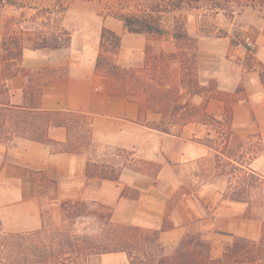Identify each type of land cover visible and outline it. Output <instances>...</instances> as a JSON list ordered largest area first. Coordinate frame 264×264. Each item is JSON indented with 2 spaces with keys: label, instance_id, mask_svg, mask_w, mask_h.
Segmentation results:
<instances>
[{
  "label": "crops",
  "instance_id": "obj_1",
  "mask_svg": "<svg viewBox=\"0 0 264 264\" xmlns=\"http://www.w3.org/2000/svg\"><path fill=\"white\" fill-rule=\"evenodd\" d=\"M103 27L121 37L116 61L128 68L145 66L147 45L157 53L168 43L149 42L143 35L129 33L122 22L111 17L105 19ZM102 28L95 42L79 40L75 35L68 48L50 51L34 49L31 41L24 44L22 67L42 82L38 108L70 112L74 134L88 135L93 146L81 153H68L24 138L0 142L3 229L39 230L45 210L58 222L63 215V202L86 200L111 208L116 224L160 231L159 243L169 255L189 232L201 233L210 242L212 259H221L225 246L235 238L258 240L264 216L251 213L250 199L239 202L227 196L231 183L227 176L218 175L210 162L216 157L217 148L201 141L214 139L210 126L190 123L181 134H164L142 124L136 98L108 94L104 76L96 69ZM258 61L264 64V58L258 57ZM244 78L249 101H254V96H264L257 71L247 72ZM29 79L18 75L8 81L12 105L25 106ZM187 90L184 88L183 93L187 94ZM192 101L201 104L203 98L195 96ZM232 108L233 124H250L248 111H242L239 102H234ZM206 112L221 117L223 103L210 99ZM241 114L243 119H239ZM258 124L264 129V121L259 119ZM47 135L52 143L63 145L69 131L65 126H51ZM101 148L131 152L135 160L160 165V170L149 173L122 168L118 181L89 179L88 162L106 160V154L98 151ZM233 162L264 178V154L254 158L247 154L240 164ZM262 208L264 212V198ZM165 220L170 228L161 231ZM99 263L130 264L125 252L104 254Z\"/></svg>",
  "mask_w": 264,
  "mask_h": 264
},
{
  "label": "trees",
  "instance_id": "obj_2",
  "mask_svg": "<svg viewBox=\"0 0 264 264\" xmlns=\"http://www.w3.org/2000/svg\"><path fill=\"white\" fill-rule=\"evenodd\" d=\"M207 1L212 2L209 11L213 14L223 11L229 20L236 18L238 10L243 12L253 3H263L264 6V0H105L107 15L122 22L129 33L143 35L147 41L170 42L174 50H161L158 54H153L151 46L147 45L145 66L128 68L116 61L121 37L103 27L96 69L103 74V84L110 96L138 100L139 120L144 126L170 135L181 134L190 123H202L216 131L222 145L217 149L215 157L216 171L218 175L235 179L236 184H231L227 196L232 201L248 202L247 193L253 191L255 196L256 191H261L264 178L233 162L238 161L240 164L243 157L233 155L224 148L229 141V136L224 134V120L206 112L207 102L212 98L219 99L224 104L223 112H226L230 126L233 120V103L249 101L244 80L241 79L232 94L222 93L214 79L204 83L198 59L199 40L188 27L189 15L199 11ZM12 5L17 6L15 3ZM19 7L23 8L22 5ZM66 9L67 6L62 7L63 11ZM42 12L48 14L50 11L42 9ZM43 25L44 23L37 24L34 33L28 27H6L2 36L0 142L24 138L51 145L57 152L81 153L93 146L91 138L85 134H74V118L70 112L42 111L38 108L42 82L37 81L22 67L26 41H31L34 49L50 51L71 45L72 35L69 31L60 29L48 37L43 33ZM221 34L230 38L231 45H241L248 55L254 54L256 48L252 49V44H257L258 34L238 37H231L226 31ZM254 61L257 63L254 70L259 73L264 85V64L256 59ZM18 75L30 77L24 92V107L11 104L12 94L8 81ZM183 84L188 86L187 94L182 92ZM195 96L203 98L201 104L192 101ZM222 116L225 117V114ZM51 126H65L68 129L67 143L58 145L51 142L47 135ZM128 154L132 157L133 153ZM248 154L250 158H254L264 154V149L255 147ZM220 161L232 166V172L225 171L220 166ZM139 163L156 168L149 173L160 170V165L143 161ZM116 165L118 164L106 160H90L87 164V177L118 181L122 168L144 171L131 164L118 165L117 169ZM62 209L63 215L59 222L50 219L47 210L42 227L36 231L6 232L0 220V264H93L99 263L102 255L117 252H125L130 264H264V225L258 240L235 238L225 246L221 259H212L211 244L201 233L189 232L169 255L159 243L160 231L116 224L112 221V209L107 206L82 200L63 202ZM168 228L170 226L165 220L161 231Z\"/></svg>",
  "mask_w": 264,
  "mask_h": 264
},
{
  "label": "rangeland",
  "instance_id": "obj_3",
  "mask_svg": "<svg viewBox=\"0 0 264 264\" xmlns=\"http://www.w3.org/2000/svg\"><path fill=\"white\" fill-rule=\"evenodd\" d=\"M12 3L17 6L12 5ZM19 5H22L23 8H20ZM211 5L212 2H204L199 11L192 12L189 15L188 27L199 40L198 59L202 81L207 84L214 79L217 81L222 93L232 94L241 79L245 81V74L256 67L257 63L254 59L264 58V6H262L263 3H253L243 12L238 10L236 18L229 20L225 17L223 11H218L216 14L209 11ZM28 6L34 9H30ZM63 6H67L65 11L62 10ZM42 9H49L50 12L44 14ZM107 13V2L105 0H0V41L6 27H11V29L28 27L31 33H34L37 24L44 23L42 26L43 33L48 37L60 29H64L71 33L72 38L77 35L79 40L95 42L98 33L104 26L105 19L110 17ZM222 31L228 32L231 37L258 34L257 44H252V49L256 48L254 54L249 53L248 55L241 45H231L230 38L223 37ZM171 44L170 42L165 43L164 48H161V50L173 51L174 46ZM249 44H251L250 41ZM161 50L156 53L155 48L152 47L151 53L158 54ZM184 88H188V86L186 84L181 85L182 92ZM253 98L255 100L252 102L236 101L239 102L242 111H248L250 124L235 125L232 120L229 126L230 122L226 112H222L225 117L222 114L219 117V119L224 120V134L229 136L228 144L224 148L227 152L233 155L236 154L241 158H247L248 152L255 147L256 149H264V129L258 124L259 119L264 121V96H254ZM256 98H259V101ZM239 119H243L242 114L239 115ZM214 135L215 137L212 140L207 141L205 139L201 141L219 149L222 145L218 140L219 136L216 131H214ZM98 151L105 153L106 161L112 164L116 163L120 166L124 163L126 165L131 164L147 172L156 170L155 167L149 164H140L139 160H135L128 152L123 150L101 148ZM210 162L215 165L216 159L213 157ZM118 165H116V169ZM220 166L224 167L228 173L233 170L232 166L227 165L225 161H220ZM227 178L233 186L236 185L235 179H230L229 176ZM246 196L252 201L250 203L251 213L256 216H264L262 210L264 184L261 191H256L255 196L253 191L247 193ZM46 211H44V216ZM93 264L100 263L94 262Z\"/></svg>",
  "mask_w": 264,
  "mask_h": 264
}]
</instances>
